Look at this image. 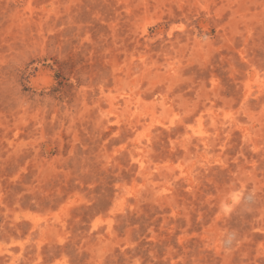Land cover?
<instances>
[{"label":"rangeland","instance_id":"374dc122","mask_svg":"<svg viewBox=\"0 0 264 264\" xmlns=\"http://www.w3.org/2000/svg\"><path fill=\"white\" fill-rule=\"evenodd\" d=\"M0 264H264V0H0Z\"/></svg>","mask_w":264,"mask_h":264},{"label":"clouds","instance_id":"9594fccd","mask_svg":"<svg viewBox=\"0 0 264 264\" xmlns=\"http://www.w3.org/2000/svg\"><path fill=\"white\" fill-rule=\"evenodd\" d=\"M235 199L238 202V200H239V194H237V197Z\"/></svg>","mask_w":264,"mask_h":264}]
</instances>
